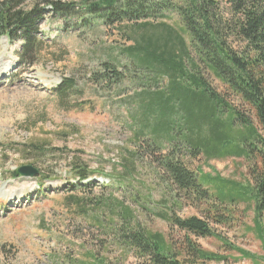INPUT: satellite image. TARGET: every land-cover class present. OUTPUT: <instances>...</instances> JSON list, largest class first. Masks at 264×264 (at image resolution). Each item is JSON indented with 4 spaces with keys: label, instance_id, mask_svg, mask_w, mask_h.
I'll list each match as a JSON object with an SVG mask.
<instances>
[{
    "label": "rangeland",
    "instance_id": "374dc122",
    "mask_svg": "<svg viewBox=\"0 0 264 264\" xmlns=\"http://www.w3.org/2000/svg\"><path fill=\"white\" fill-rule=\"evenodd\" d=\"M16 1L23 11L45 1L73 11L62 17L44 7L34 59L23 55L21 41L0 38V188L7 193L0 195V264H84L93 257L104 264H147L115 240L122 224L119 206L133 211L130 222L181 244L183 234L160 216L202 217L206 207L184 199L161 175L157 164L170 156L180 158L213 192L226 188L238 195L232 221L210 222L213 236L195 240L225 258L209 264H264L263 242L252 231L253 202L240 197L243 188L251 187L252 162L206 158L200 152L193 157L180 139L153 135L159 117L146 112L145 93L166 83L156 78L159 87H154L153 75L132 65L129 49L155 31L103 25L84 10L83 0ZM170 18L177 20L175 14ZM107 63L114 67L107 70ZM67 80L72 82L69 89ZM212 86L221 90L214 81ZM246 114L260 131L254 114ZM177 127L172 134L178 137ZM206 130L204 124L197 126L194 142ZM139 131L142 135L134 138ZM34 142L37 147H31ZM75 164L93 172L81 183L87 187H80L71 174ZM22 166L39 173L15 177L12 172ZM99 199L104 202L97 203ZM258 224L264 236V212Z\"/></svg>",
    "mask_w": 264,
    "mask_h": 264
},
{
    "label": "trees",
    "instance_id": "16d2710c",
    "mask_svg": "<svg viewBox=\"0 0 264 264\" xmlns=\"http://www.w3.org/2000/svg\"><path fill=\"white\" fill-rule=\"evenodd\" d=\"M83 1L84 10L96 14L103 25L129 24L139 30L155 31L137 39L129 49L132 65L152 74L154 87H159L156 78L166 83L152 94L145 93L149 96L146 112L159 117L153 135L157 137L161 132V137L171 142L180 139L193 157L200 152L206 158L244 157L252 162L251 187L243 188L240 197L253 202L257 226L252 231L264 245L263 230L258 224L264 212V0ZM42 5L34 4L23 11L16 0H0V37L9 42L21 41L23 55L29 54L31 59L40 48L37 34L44 7L50 6L62 17L73 11L65 4L45 1ZM172 14L177 16L176 21L170 20ZM104 65L107 70L114 67L111 63ZM213 81L220 84V91L212 86ZM65 85L69 89L72 82L67 80ZM246 112L254 114L260 131ZM201 124L207 127L206 135L197 134L194 142V129ZM175 127L179 129L178 137L172 134ZM141 135L135 132L134 138ZM37 145L31 143V147ZM162 159L157 164L161 175L169 178L167 182L184 199L205 204L202 217L160 216L171 230L183 234L177 245L159 231L130 222L133 211L119 206L122 224L115 240L147 264H209L225 260L202 249L195 240L213 236L210 222L227 225L232 221L238 195L226 188L213 192L180 158ZM12 173L17 176V171ZM90 173L76 164L71 167L80 187L88 186L81 183L91 177ZM100 201L104 202L99 199L97 203ZM105 202L110 203L109 199ZM238 253L250 257L245 252ZM88 261L84 264H104L95 257Z\"/></svg>",
    "mask_w": 264,
    "mask_h": 264
},
{
    "label": "water",
    "instance_id": "95a60500",
    "mask_svg": "<svg viewBox=\"0 0 264 264\" xmlns=\"http://www.w3.org/2000/svg\"><path fill=\"white\" fill-rule=\"evenodd\" d=\"M17 173L21 177H34L38 175L39 172L37 169L33 168L32 166H22L18 168Z\"/></svg>",
    "mask_w": 264,
    "mask_h": 264
},
{
    "label": "bare ground",
    "instance_id": "6f19581e",
    "mask_svg": "<svg viewBox=\"0 0 264 264\" xmlns=\"http://www.w3.org/2000/svg\"><path fill=\"white\" fill-rule=\"evenodd\" d=\"M13 54V53H12ZM2 76V75H1ZM5 194H7L5 192V189L3 187L0 188V195L4 196Z\"/></svg>",
    "mask_w": 264,
    "mask_h": 264
}]
</instances>
